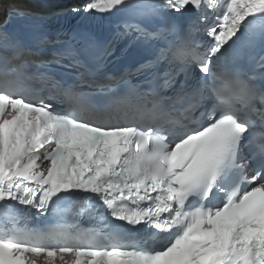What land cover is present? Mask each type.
Masks as SVG:
<instances>
[{
  "label": "snow or ice",
  "instance_id": "obj_1",
  "mask_svg": "<svg viewBox=\"0 0 264 264\" xmlns=\"http://www.w3.org/2000/svg\"><path fill=\"white\" fill-rule=\"evenodd\" d=\"M122 9L130 19L117 38L134 32L160 45L137 72L168 61L176 70L164 73L165 85L179 75L195 79L190 93L183 83L173 97L143 93L152 105L147 122L99 124L71 106L58 111L48 101L75 99L81 83L110 84L81 74L79 83L61 85L46 72L29 73L24 50L0 31V46L20 60L0 68V264H264V91L218 63L242 37L257 29L264 36V0H82L51 15ZM7 12L33 15L18 5ZM65 58L81 63L70 47L37 54L34 63ZM65 196L75 198L73 217L98 202L106 213L99 226H25L28 210L46 215ZM109 217L155 236L149 243L111 230Z\"/></svg>",
  "mask_w": 264,
  "mask_h": 264
}]
</instances>
